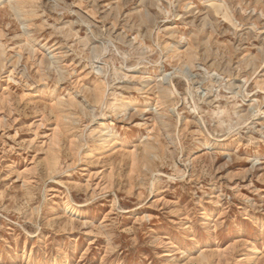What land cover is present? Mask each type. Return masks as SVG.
Listing matches in <instances>:
<instances>
[{
    "label": "rangeland",
    "instance_id": "rangeland-1",
    "mask_svg": "<svg viewBox=\"0 0 264 264\" xmlns=\"http://www.w3.org/2000/svg\"><path fill=\"white\" fill-rule=\"evenodd\" d=\"M0 264H264V0H0Z\"/></svg>",
    "mask_w": 264,
    "mask_h": 264
},
{
    "label": "bare ground",
    "instance_id": "bare-ground-1",
    "mask_svg": "<svg viewBox=\"0 0 264 264\" xmlns=\"http://www.w3.org/2000/svg\"><path fill=\"white\" fill-rule=\"evenodd\" d=\"M166 82V81H165ZM163 84V83H162ZM141 88V87H140ZM32 93V92H31ZM106 94V93H105ZM32 95V94H31ZM94 96V95H93ZM105 98V97H104ZM95 98L93 97V100H94ZM117 101V100H116ZM154 101H155V99H154ZM129 102V101H128ZM159 101L157 100V103H158ZM109 125H112L111 123L109 124ZM153 138V137H152ZM154 139V138H153ZM49 171V170H48ZM54 173V172H53ZM67 199V198H66ZM69 200V199H68ZM70 201V200H69ZM87 203V202H86ZM65 205V204H64ZM65 207V206H64ZM69 213V212H68ZM246 216V215H245ZM66 222V221H65Z\"/></svg>",
    "mask_w": 264,
    "mask_h": 264
}]
</instances>
